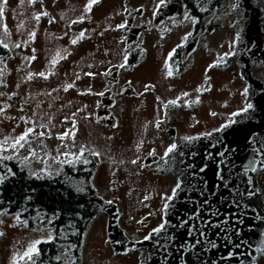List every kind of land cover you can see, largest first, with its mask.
I'll list each match as a JSON object with an SVG mask.
<instances>
[{"label": "flooded vegetation", "instance_id": "1", "mask_svg": "<svg viewBox=\"0 0 264 264\" xmlns=\"http://www.w3.org/2000/svg\"><path fill=\"white\" fill-rule=\"evenodd\" d=\"M90 3L0 0V123L31 129L0 159L64 202L10 212L45 222L38 264H77L94 221L96 264H237V204L264 220V0Z\"/></svg>", "mask_w": 264, "mask_h": 264}, {"label": "rangeland", "instance_id": "2", "mask_svg": "<svg viewBox=\"0 0 264 264\" xmlns=\"http://www.w3.org/2000/svg\"><path fill=\"white\" fill-rule=\"evenodd\" d=\"M0 36L6 37L1 26ZM199 79L196 72L189 71L187 79L188 84L183 85L180 81L174 80L175 91L169 93V95L179 96V94H184L186 92H188V95L195 94L197 84L200 83ZM166 95H168V93H166ZM21 131V128L16 129L0 123L1 156H5L7 152L6 144L8 134L13 135L17 139ZM12 150L22 153L20 145ZM33 222L34 226L28 229L20 214H12L6 211L0 212V233H2V235H0V264H38L35 252L30 256H26L25 253L28 252L30 246L35 241L49 238L51 234L49 231H45L46 226L44 225V221L35 219ZM99 228H101L99 221L92 222L90 226L91 230L83 238L80 248V259L77 264H96L101 259V255L95 250L96 242H100L99 232L101 231H99ZM61 251V253H64V250Z\"/></svg>", "mask_w": 264, "mask_h": 264}, {"label": "water", "instance_id": "3", "mask_svg": "<svg viewBox=\"0 0 264 264\" xmlns=\"http://www.w3.org/2000/svg\"><path fill=\"white\" fill-rule=\"evenodd\" d=\"M13 171L9 164L0 159V185L12 179ZM181 194L179 202L182 203ZM235 233L237 264L246 256H253L264 242V220L258 218L254 210L245 205L237 204ZM222 234V233H221ZM225 249L221 248L223 252ZM229 251V246H227ZM220 251V252H221ZM226 251V252H227ZM225 252V251H224Z\"/></svg>", "mask_w": 264, "mask_h": 264}, {"label": "trees", "instance_id": "4", "mask_svg": "<svg viewBox=\"0 0 264 264\" xmlns=\"http://www.w3.org/2000/svg\"><path fill=\"white\" fill-rule=\"evenodd\" d=\"M25 189H33L34 198L40 200L41 204L58 207H63L64 205V202H61L63 198L55 196L50 187L33 182L27 184L23 173L18 172L12 180H6L0 185V212L20 211Z\"/></svg>", "mask_w": 264, "mask_h": 264}, {"label": "snow or ice", "instance_id": "5", "mask_svg": "<svg viewBox=\"0 0 264 264\" xmlns=\"http://www.w3.org/2000/svg\"><path fill=\"white\" fill-rule=\"evenodd\" d=\"M95 2H97V0H91V3H90L87 7L90 9V8H91V4H92V3H95ZM163 2H164V0H161V4H163ZM5 3H6V0H5ZM158 7H159V5H158ZM2 15H3V5L0 4V16H2ZM45 15H46V13H45ZM36 19L38 20V19H39V16H37ZM5 34H7V33L5 32ZM33 35H34V34H33ZM80 35H81V37H82L84 34L81 33ZM72 43H76V41L73 40ZM4 46L7 47L6 44H5ZM18 46H19V45H17V47H18ZM221 59H223V58H221ZM121 66H123V65H121ZM169 74H171V73H169ZM40 75L43 76L44 74H43V73H40ZM70 87H72L71 84H69V85L67 86V88H70ZM67 88H65V90H67ZM245 91L247 92V90H245ZM185 95H187V94L185 93ZM170 103H173V104H174L175 101H171ZM250 108H252V104H248L247 107L244 109V111H247V109H250ZM0 111H2V109H0ZM233 115H236V114H233ZM28 132H31V129H29ZM28 132H26L24 135L18 137V138L16 139L15 143L12 145V147H16V145H20L21 147H23V145L20 144V142L25 140V137L28 135ZM41 135H43V134L41 133ZM65 135H67V133H65ZM61 138H62V137H61ZM174 148H175V145L171 146V147L168 149V151L171 152ZM93 155H98V153H93ZM4 159H9V157H4ZM87 162H88V161H85V163H87ZM133 163H135V161H133ZM180 187H181V185H180L179 183H177L176 187L173 189V196H175L177 190L180 189ZM145 199H147V197H145ZM167 199H168V200H171L172 197L169 196V197H167ZM164 207L167 208V207H168V204H165ZM164 227H165V225H164V224H161L159 228L154 229L153 231L156 232V233H158V232H160ZM0 235H2V233H0ZM150 235H151V234H150ZM149 238H150V236H146V237H145V240H147V239H149ZM39 243H40V241H35V242L30 246L28 252H26L25 255H26V256H30L33 252H35V251H36V244H39Z\"/></svg>", "mask_w": 264, "mask_h": 264}]
</instances>
